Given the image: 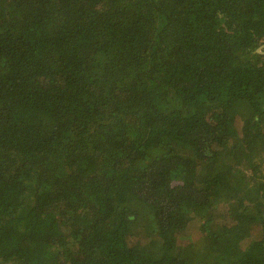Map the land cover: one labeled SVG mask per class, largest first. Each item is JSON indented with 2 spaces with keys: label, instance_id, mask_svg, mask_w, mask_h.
<instances>
[{
  "label": "trees",
  "instance_id": "16d2710c",
  "mask_svg": "<svg viewBox=\"0 0 264 264\" xmlns=\"http://www.w3.org/2000/svg\"><path fill=\"white\" fill-rule=\"evenodd\" d=\"M263 45L264 0H0V264H264Z\"/></svg>",
  "mask_w": 264,
  "mask_h": 264
},
{
  "label": "water",
  "instance_id": "95a60500",
  "mask_svg": "<svg viewBox=\"0 0 264 264\" xmlns=\"http://www.w3.org/2000/svg\"><path fill=\"white\" fill-rule=\"evenodd\" d=\"M264 45L262 47H260L257 51L260 52V53H264Z\"/></svg>",
  "mask_w": 264,
  "mask_h": 264
}]
</instances>
